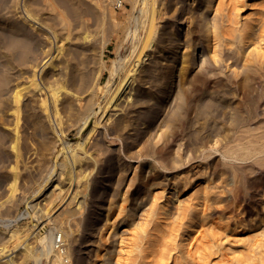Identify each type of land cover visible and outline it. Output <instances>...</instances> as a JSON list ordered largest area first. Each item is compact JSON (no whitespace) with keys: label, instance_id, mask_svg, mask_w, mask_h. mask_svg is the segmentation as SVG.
Returning <instances> with one entry per match:
<instances>
[{"label":"rangeland","instance_id":"rangeland-1","mask_svg":"<svg viewBox=\"0 0 264 264\" xmlns=\"http://www.w3.org/2000/svg\"><path fill=\"white\" fill-rule=\"evenodd\" d=\"M124 1L122 8L115 9L111 0H0V51L13 40L25 44L23 58L11 59L13 67L0 54V248L3 243L8 245L12 230L27 233L29 238L10 257L14 264H53L59 256L58 264H135L129 247L140 227L136 225L143 221L140 211L148 207V196L163 186L167 189L164 193L170 196L166 207L172 221L178 215L170 207L176 200H185L191 191L168 190V167L172 166H180L189 175L201 173V178L208 180L198 183L207 190L211 187L212 199L205 202L200 215H193L199 223L190 229L193 235L208 233L207 227L220 233L231 217L246 223L264 206V44L257 38L264 12L253 16L252 45L250 39L241 42L237 32L229 33V18L224 15L229 8L215 14L204 2L199 6L197 0L187 8L186 0H156L152 13L146 16L142 0ZM146 22L150 26L147 29ZM211 22L221 24L216 32L215 58L210 57L214 38L206 33L212 28ZM144 31L149 32L151 45L134 75L137 80L144 79L141 83L130 79L117 106L108 112L113 114V122H126L109 134L107 130L117 123H104L102 107L131 66ZM185 57L190 59L192 82L187 87L181 75ZM33 71L37 87L25 90L35 95L31 104H39L47 96L43 78L48 74L49 79L53 77L46 87L56 78L63 83L74 79L67 96L74 110L63 112L58 119L41 117L44 123L21 120L15 127L14 86L20 82V87L27 86ZM170 71L175 73L171 82ZM22 130L26 141L19 139L21 156L16 163L12 146ZM48 136L52 139L49 153L41 146ZM78 143L88 150L86 155ZM24 144L31 149L27 153ZM69 145L79 154V164L71 159ZM239 147H249L253 152L245 154L236 149ZM141 153L144 155L139 162H146L143 173L139 179H132ZM194 163H198L196 169H192ZM149 164L153 166L151 176ZM66 170L71 171L70 176ZM77 173L81 178L76 180ZM14 176L15 189L10 192ZM69 177L74 179L70 185ZM149 182L155 184L147 187ZM52 194L56 198H50ZM255 220L257 223L258 217ZM237 231L244 232L242 227ZM216 242L215 249L221 246L220 240Z\"/></svg>","mask_w":264,"mask_h":264},{"label":"bare ground","instance_id":"bare-ground-1","mask_svg":"<svg viewBox=\"0 0 264 264\" xmlns=\"http://www.w3.org/2000/svg\"><path fill=\"white\" fill-rule=\"evenodd\" d=\"M194 1H195V3L198 1L199 6L204 2L206 4V8L207 9L212 8V11L215 14H217V13L221 14V13H223L224 10H227L229 8V11H227L228 13L224 12V13H226L224 15H226L229 18V21L228 20H226V21L228 22V24L230 23V25H231V26L228 25L230 27L229 33L233 34L232 32H234V33L237 32L236 35L238 34L242 37L241 42H245V43L247 40L250 39L249 41H252V39H253L251 36L253 31H254L253 30L254 29L253 21L256 19L253 16H255L257 14V12H259V11L264 12V0H197V1L196 0H186L184 2V7H186V8L188 6L190 7L194 3ZM255 1H257V2H255ZM195 3H194V5H195ZM154 4H156V0H142V6L144 8L143 10H145L146 16L147 15L149 16V14L152 13ZM212 4H214V5L212 6ZM193 8H191V9H193ZM197 9H198V7H196L193 10L194 14H195ZM248 11H249V13H247ZM27 16H28V18L31 17L30 14H27ZM227 17L225 19H228ZM263 21L260 22L262 24V26H261L262 28L260 27L261 30H258L259 27H257L258 29L257 28L256 29L258 30V32L260 31L259 33L257 32L258 34H260L259 37H257V38H259L258 42L262 41L264 44V23H263ZM255 22H256V20H255ZM257 22H259V21H257ZM146 24H147V22H146ZM210 24H212V22ZM218 24L217 23L212 24V28H209L210 30H208L206 32V33L212 35V38H211L212 40L214 38V42L212 43V45H210L212 47L211 52H210L211 58H215L217 56L216 45H215L216 32L218 31L219 26H221L220 23H218ZM152 26H153V29H155L154 25H152ZM149 27L150 26L147 24L146 29ZM257 33H255V34H257ZM258 34L256 36H258ZM209 37H210V35H209ZM14 38H15V36H14ZM14 38H12V39H14ZM160 38H162V37H160ZM84 39H86V38H84ZM202 39H204V38H202ZM60 41H61V39H60ZM254 41H255V39H254ZM139 43H140V45L139 44L138 45L140 47L139 48L137 47L138 49L136 48L137 50L134 53L133 59H131V62H130L131 66L128 69H125L122 76L120 77L119 82L117 83L116 87L112 91L110 98L105 102L104 106L102 107L103 110H101L102 114L106 113L104 118H103V119H105V121H104L105 124L107 122L117 123L112 128H110V130L109 129L107 130L109 132V134L111 131L119 130L120 124L125 122V120L123 122V121L117 120V119L115 122H113V120H112L113 114H108V112L112 109L113 106H117L116 102L119 99V96L122 95L121 94L122 91L125 90V87H126L128 81L130 79H136L137 80V77L134 75L136 74L138 69H140L141 64L143 63V61L146 57L145 50L151 45V37H150V34L148 31L145 32V36L139 41ZM251 43H253V41ZM252 45H254V43ZM24 47H25V44H24L23 40L22 41L13 40L8 45L4 46V51H0L1 52L0 54L1 55L3 54V56H1V57L2 58L4 57V59L6 60V63L10 64V66L13 67V63L11 62V59L15 60L14 57L17 60H19L20 58H23L22 50L24 49ZM255 48H256V45H255ZM259 48L261 49L262 47H259ZM46 51H48V50H46ZM60 52H61V48L59 46V48L57 49V52H56L57 55L60 54ZM261 52L264 53V50L261 49ZM55 57H57V56H55ZM147 58H148V56H147ZM182 59L183 60L181 63L183 64V69L181 70L182 71L181 75L183 77V79H182L183 83L182 84L185 87L188 84V82L190 81L189 79H191V77L189 76L190 72H191L190 66H189L190 59L186 58V57L182 58ZM35 60H36V58H35ZM40 60L41 59H39V61ZM53 62L54 61H52V63ZM47 65H49V63ZM56 65H57V63H56ZM36 66H37V64H36ZM139 73H140V71L137 74H139ZM31 75H32L31 79H29L27 86L20 87L19 85H21L22 82H20L21 84L17 83L14 86L15 91L13 94L12 102H13V107H14L13 123H15V127H16L17 123H20L21 120H22L21 123H31L33 121H34V123H44L42 121L41 117L45 116L47 118H49V117L51 118V116H54L56 119H58L59 115L62 114L63 112H70V111L74 110L73 109V102H71V100H68V97H67L69 94L68 91L71 90L70 86L72 85V83H74V79H69V81H67L66 83H63V82H60L58 80V78H56L51 82V85H47V87H46V84L48 83L47 81L50 80L51 77H53V75L50 76V79L48 77V74H47V76L45 75V77L42 76V78L44 77L43 78L44 82H46V84L45 83L44 84H45V88L48 89V94H46L47 96H45V97L43 96V98L39 104L38 103L31 104V102H33V100H34L33 96H35V95L31 94L30 90H28L30 92L25 91L31 86H33L35 88L37 87L35 72L33 71V74L31 73ZM168 77H169L170 82H171V79L173 80V78L175 77V73L173 71H170ZM142 79H144V78H140L136 82L138 83V82L142 81ZM23 83H24V81H23ZM167 83H169V80ZM190 83H192V82L190 81ZM32 89H34V88H32ZM167 90H169V89H167ZM182 90H186V88L185 89L182 88ZM166 95H167V93L162 96V101L166 97ZM60 96H63V97L60 98L61 102L57 104ZM120 107H122L121 104H120ZM132 107L131 106L128 107V110L132 109ZM6 108L8 109V107H6ZM35 108L37 109V111L33 110ZM117 109H119V108H117ZM119 111H121V110H119ZM20 112H21L22 116H20ZM122 118H123V116H122ZM90 119H92V118H90ZM94 123L97 124L96 121ZM21 138H22L23 142L26 141V136L24 134V130L21 131V134L15 135L14 144L12 146V148L15 150V156L14 157H15L16 163L18 162V160H20L19 158L21 156V152H19V150H18V142H19V139H21ZM51 140L48 136V137H45V141L41 142L43 144V145H41L42 149L46 150V152L49 149V146H50L49 144L50 143L52 144ZM88 140H90V139H88ZM93 143H95V141ZM76 146L81 148V150H84L82 152H83V154L86 155V152L88 150L84 149L83 144L78 143V144H76ZM85 146H86V144H85ZM70 147H71V145H69V147L67 146V150L68 149L72 150L70 152V153H72L71 159L73 160V162H78L77 164H79L80 159H81L79 154L77 155V152H74L73 148L72 147L70 148ZM23 149L25 150L26 153L29 150H31L26 145L23 147ZM236 149L237 150H243V152H245V154L246 153L250 154L253 152L251 150V148L249 149V147H239V149L238 148H236ZM40 150H41V148H40ZM50 150H51V148H50ZM47 153H49V152H47ZM47 153H46V155H49ZM239 153H240V151H239ZM41 154H42V152H41ZM142 155H144V154L141 153L140 157H139V155L137 157L139 164L136 167H138L139 171L135 172L136 167H134V173L132 175L133 176L132 179L134 177H137L139 179V176H141L143 173L142 168L146 162H143V161L139 162V158L143 157ZM238 155H240V154H238ZM73 162H71V163L73 164ZM93 164H94V162H93ZM93 164H92V166H93ZM194 164H196V165H194ZM194 164L192 165V169H196L198 166V163H194ZM92 166H91V168H92ZM83 167H85V166H83ZM89 167H90V165H89ZM104 169H105V167H104ZM149 169H150L149 175L151 176L153 174V173H151L153 166L150 165ZM168 169L171 171V175L166 181V185L169 184L168 190H171L172 193L173 192L175 193L177 191L178 192L179 191H185L186 189L191 188V191L185 200H182V201L176 200L177 201V202H175L176 205L175 204L171 205V206L175 205V206L170 207V208H174L176 210L177 215H178L177 217L175 216L174 220H172V221L170 220L171 217L168 216L169 206L166 207V204H167L166 202L168 201V198L170 196V195H168V193H164L167 189H165L163 186L157 192H154V190H153V192L150 195L148 194L149 196L147 195L148 199H146V200H148V202H147L148 205H146V206H148V207H146L142 211H140V212H142V215H143V221L139 225L138 224L136 225L137 227H139V226L140 227H139V230L136 229L137 230L136 233H134L132 235L131 245L129 247V248H131V251L129 253L132 254L130 256H133V254H134V256L136 257L135 260H132V261H135V264H264V216L260 217V215H264V206H262L260 213H259V211L254 210L255 211L254 215L246 223L241 224V222L235 220L237 218L231 217L230 223L229 222L228 223L230 225H232V227L228 228L229 224L227 223L228 225H226L225 228L221 229L223 231V234H221L222 233L221 230H220L221 232L219 233V230H217V229L216 230H210L207 227L206 231H208V233L205 234V233L195 232L193 235V234H191L192 232L190 233V229L193 230V227L197 226L195 224L197 221L194 220V218L196 217V215L197 216H198V214L200 215V212L203 210L204 206H206L205 202L209 201V198L211 197L210 196V191H211L210 188L211 187L209 188L210 191H209V189L208 190L206 189V186L204 184L206 182L207 177L201 178V175H202L201 173L195 172V173L189 175L186 172L187 170L186 171L183 170L182 168H180V166H172V167H168ZM84 170H86V169H84ZM84 170H83V172H84ZM89 170H92V169H89ZM106 170H107V168H106ZM126 171H127V169H126ZM66 173H67V175L70 176L71 171L66 170ZM82 173L80 172L81 175L78 173L76 174V176H75L76 180L78 177H80V176L82 177ZM103 173H105V172H103ZM87 174H86V176H87ZM67 179H68L67 184L69 183V185L74 180V179H72V177H69ZM95 179H96V177H95ZM199 180H202L204 184L198 183ZM15 182H16V176H14L12 183L10 185V190H11L10 192L14 191V189H15L14 187L16 184ZM59 182L62 183L63 181L61 180ZM130 182H131V179H130ZM155 182H149V185L146 184V186L152 187L155 184ZM209 184H211V183H209ZM84 186H85V184H84ZM38 187H40V186H38ZM79 187H81V186H79ZM84 188L86 189V187H84ZM140 188H142V187L140 186ZM149 189H155V188H148V190ZM214 189H215V187H214ZM51 193H52V191H51ZM262 195H263V193H262ZM53 196H55V195L52 194V196H50V198H52ZM48 197H49V195H48ZM50 198L48 199L49 202H50ZM55 198H56V196H55ZM55 198L53 200H55ZM211 199H212V197H211ZM212 202H214V201H212ZM119 208H120V206L117 208V210L120 213L121 210H119ZM43 209H45V208H43ZM174 209H173V212H174ZM170 211H172V210H170ZM77 213H79V212H77ZM119 213H117V215L113 218L112 222H114L116 220V217H118ZM43 214H45V212H43ZM46 215H48V214H46ZM46 215H45V217H46ZM193 215L195 216L194 218H193ZM256 217H258L257 223L255 220ZM88 219H89V217H88ZM160 220H163L164 222H161ZM197 220H198V218H197ZM239 227H242V231H244L245 233H247L248 231H251V232H249L247 234H244V232H243V234H239V232L237 231V229ZM8 233H10L8 235V239H7L8 245L4 246V243H3V247L0 248V264H14L11 261L10 257L12 255H14V253L19 251V249H21L20 245L24 244L28 238L27 233L19 232V230L17 231L16 229L12 230L11 232H8ZM217 239L221 241V246L217 247L215 249V247L217 246V244H216ZM28 240H29V238H28ZM46 240H48V239L46 238ZM121 242H123L122 239L120 240V243ZM224 242H225V244H223ZM152 243H157V246L153 247ZM150 244L152 245V247L150 246ZM187 245H189L190 247ZM149 247L152 249L150 250ZM186 248H188V249H186ZM182 249H185V251H182ZM53 254H54V256H56L55 253H53ZM126 256H127V253H126ZM59 257H56L53 260V264H58V262L60 261ZM211 257H213V259ZM119 259H120V257H119ZM124 260H125V258H124ZM120 261H121V259H120ZM61 263H62V261H61ZM125 263H126V261L124 262V264ZM16 264H21V263H16Z\"/></svg>","mask_w":264,"mask_h":264},{"label":"built area","instance_id":"built-area-1","mask_svg":"<svg viewBox=\"0 0 264 264\" xmlns=\"http://www.w3.org/2000/svg\"><path fill=\"white\" fill-rule=\"evenodd\" d=\"M115 9H120L124 6V0H111Z\"/></svg>","mask_w":264,"mask_h":264}]
</instances>
